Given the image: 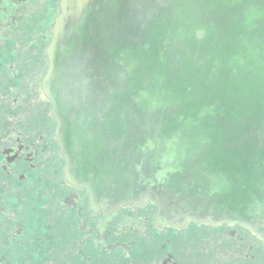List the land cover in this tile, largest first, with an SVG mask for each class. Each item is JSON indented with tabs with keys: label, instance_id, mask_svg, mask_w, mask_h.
<instances>
[{
	"label": "water",
	"instance_id": "obj_1",
	"mask_svg": "<svg viewBox=\"0 0 264 264\" xmlns=\"http://www.w3.org/2000/svg\"><path fill=\"white\" fill-rule=\"evenodd\" d=\"M44 96L99 209L264 242V0H60Z\"/></svg>",
	"mask_w": 264,
	"mask_h": 264
},
{
	"label": "flooded vegetation",
	"instance_id": "obj_2",
	"mask_svg": "<svg viewBox=\"0 0 264 264\" xmlns=\"http://www.w3.org/2000/svg\"><path fill=\"white\" fill-rule=\"evenodd\" d=\"M60 0H0V264H264L240 224H159L147 203L99 209L66 179L44 96Z\"/></svg>",
	"mask_w": 264,
	"mask_h": 264
}]
</instances>
